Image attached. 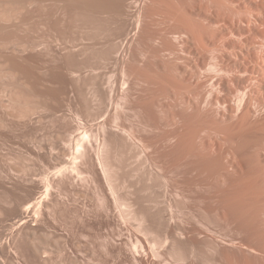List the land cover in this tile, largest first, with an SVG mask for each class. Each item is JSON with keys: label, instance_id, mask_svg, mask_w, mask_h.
I'll return each instance as SVG.
<instances>
[{"label": "rangeland", "instance_id": "374dc122", "mask_svg": "<svg viewBox=\"0 0 264 264\" xmlns=\"http://www.w3.org/2000/svg\"><path fill=\"white\" fill-rule=\"evenodd\" d=\"M131 240L264 264V0H0V264H134Z\"/></svg>", "mask_w": 264, "mask_h": 264}, {"label": "bare ground", "instance_id": "6f19581e", "mask_svg": "<svg viewBox=\"0 0 264 264\" xmlns=\"http://www.w3.org/2000/svg\"><path fill=\"white\" fill-rule=\"evenodd\" d=\"M173 27H174V26H173ZM173 27H172V28L170 27V28H171V31H172ZM190 31H191V30H190ZM188 32H189V31H188ZM188 32H187V33H188ZM181 33H183V32H181ZM184 33H185V32H184ZM187 33H185V34H187ZM185 34H184V35H185ZM188 34H189V33H188ZM190 35H193V34L190 33ZM182 36H183V35H182ZM185 36H187V35H185ZM188 37H189V36H188ZM191 37H193V36H191ZM194 37H195V36H194ZM185 39H186V37H185ZM182 42H183V41H182ZM183 43H184V42H183ZM181 44H182V43H181ZM184 44H185V43H184ZM182 46H183V44H182ZM186 46H187V45H186ZM183 47H185V46H183ZM182 49H184V48H182ZM172 52H174V49H173V51H171V53H172ZM174 53H176V52H174ZM190 67H191V66H190ZM192 69H194V68H192ZM193 71H195V70H193ZM193 71H192V73H193ZM193 74H194V73H193ZM195 76H196V75H195ZM188 77H190V76H188ZM192 77H194V75H193ZM195 78H196V77H195ZM187 79H188V78H187ZM189 79H190V78H189ZM189 79H188V81H189ZM183 80H184V78H183ZM190 80H191V79H190ZM198 81H199V80H198ZM192 85H193V84H192ZM192 85H191V86H192ZM197 85H198V82H197ZM199 85H200V84H199ZM199 85H198V86H199ZM204 85H205V83H203L202 86L204 87ZM188 86L191 87L190 85H188ZM188 86H187V87H188ZM193 86H195V85H193ZM202 86H200V87H202ZM212 86H214V85H212ZM189 87H188V88H189ZM196 87H197V86H196ZM198 88H199V87H198ZM196 89H197V88H196ZM196 89L194 88V92H196ZM200 89L203 91L204 88H203V89L200 88ZM179 91H181V90H179ZM197 92H201V91L199 90V91H197ZM203 92H204V91H203ZM203 92H202V94H203ZM206 92H207V91H206ZM178 93H179V92H178ZM186 93H187V92H186ZM192 93H193V92H192ZM181 94H182V93H181ZM196 94H197V93H196ZM198 94L201 95V93H198ZM204 94H206V93H204ZM177 95H178V94H177ZM179 95H180V94H179ZM179 95H178V97H182V96H179ZM200 95H199V96H200ZM209 95H210V93H209ZM209 95H208V96H209ZM244 95H245V94H244ZM201 96H202V95H201ZM201 96H200V97H201ZM205 96H207V95H205ZM205 96H204V97H205ZM243 98H244V96H243ZM238 99H239V98H238ZM240 99H241V97H240ZM240 99H239V100H240ZM242 101H244V100H242ZM242 101H240V102H242ZM217 103H218V102H217ZM241 105H242V103H241ZM241 105H239V107H240ZM174 107H175V106H174ZM237 107H238V106H237ZM176 111H177V110H175V112L173 111V112L175 113L174 116H176ZM178 112H179V109H178ZM179 114H180V113H179ZM181 114H182V113H181ZM181 114H180V115H181ZM165 122H166V121H165ZM167 123H168V122H167ZM167 123H166V124H167ZM166 124H165V125H166ZM156 125H157V126H158V125H162V126H163V124H156ZM169 125H170V124H169ZM102 126H103V125H102ZM102 126H101V127H102ZM104 126H105V125H104ZM104 126H103L102 128H104ZM157 126H156V127H157ZM166 126H167V125H166ZM176 126H177V125H176ZM153 127H154V126H153ZM156 127H155V128H156ZM158 127H160V126H158ZM105 128H106V127H105ZM124 128H126V127H124ZM173 128H174V127H173ZM122 129H123V128H122ZM175 129H176V128H175ZM177 129H178V128H177ZM105 130H106V129H105ZM125 130H126V129H125ZM131 130H132V129H131ZM171 130H172V129H171ZM173 130H174V129H173ZM173 130H172V131H173ZM123 131H124V130H123ZM127 131H128V130H127ZM129 131H130V130H129ZM132 131H133V130H132ZM175 131L177 132V130H175ZM124 132H125V131H124ZM152 132H153V131H152ZM173 132H174V131H173ZM154 133H155V132H154ZM159 133H160V132H159ZM169 133L171 134L172 132H169ZM124 134H128V133H124ZM130 134H131L130 136H132V133H130ZM155 134H156V133H155ZM155 134H154V135H155ZM157 134H158V132H157ZM157 134H156V135H157ZM176 134H177V133H176ZM176 134H175V132H174V137H175ZM168 135H169V134H168ZM171 135H172V137H173V134H171ZM127 136H129V135H127ZM163 136H164V135H163ZM151 137H152V136H151ZM153 137H155V136H153ZM164 137H165V136H164ZM172 137H171V138H172ZM156 138H158V136H157ZM158 139L161 140V139H162V136H160V138H158ZM158 139H157V142H158ZM172 139H173V138H172ZM150 140H151V142H152V139H150ZM154 140H156V139H154ZM154 140H153V141H154ZM104 141H105V140H104ZM147 142H148V140H147ZM154 142H155V141H154ZM161 142H162V141H161ZM100 144H101V143H100ZM150 144H152V143H150ZM154 145H155V144H154ZM157 145H158V143H157ZM160 145L162 146V144H160ZM203 145H204V144H203ZM203 145H202V146H203ZM101 146H102V145H101ZM101 146H100V147L98 146L99 148L97 149V157H96V158H98V163H99L100 168H101V169H99V171L101 170L100 172H101L102 174H104L105 177H104L103 175H102V176H103L104 178H106V179H104V180H106V182H108V186L110 187L109 189L111 190V194L116 195V193H117L116 191H117V190H116V187H114L115 185H114V183H113V179H112V175H111V168H110L109 165H108V162H109L110 160L106 163V161H107L106 159L108 158L107 156H105V157H106V159H105L106 161L104 160L102 154H103V151H104L106 148L103 149V148H104V147H103L104 144H103V146H102L103 148H102ZM105 146H107V145H105ZM147 146H148V145H147ZM156 147H159V146H156ZM203 147H204V146H203ZM146 148H147V147H146ZM152 148H153V146L151 147V149H152ZM82 149H83V148H82ZM82 149H80V150L82 151ZM84 149H85V150H84ZM84 149H83V150H84L85 152H84V151L81 152V151L79 150V152H80L81 154L84 152V153H85V154L83 153L84 155L82 154V156H81V154L78 152V153L80 154L79 157H81V159L84 158L83 156L87 155V152H86V151H87V148H84ZM149 149H150V148H149ZM153 151H154V150H153ZM156 151H157V150H156ZM104 152H105V151H104ZM156 153H158V152H156ZM202 153H203V152H202ZM202 153H201V154H202ZM104 154L106 155V153H104ZM204 154H205V153H204ZM205 155H206V154H205ZM87 156H88V155H87ZM201 156H202V155H201ZM203 157H204V156H203ZM204 158H205V157H204ZM86 159H87V158H86ZM192 162H193V161H192ZM198 162L201 163L200 161H198ZM93 163H94V162H92V164H93ZM195 163H196V162H195ZM110 164H111V163H110ZM187 164L189 165V162H188ZM190 164H191V163H190ZM201 164H202V163H201ZM201 164H200V165H201ZM93 165H96V164H93ZM163 165H164V164H163ZM163 165H162V166H163ZM168 165H169V164H167V167H169ZM97 166H98V165H97ZM165 166H166V165H165ZM165 166H164V168H165ZM191 166H192V165H191ZM202 166H203V164H202ZM205 166H206V165H205ZM76 167H77V166H76ZM113 167H114V166H113ZM170 167H171V166H170ZM170 167H169V168H170ZM175 167H176V166H175ZM178 167H179V166H178ZM179 168H180V167H179ZM179 168H178V170H179ZM182 168H183V166H182ZM185 168H186V167H185ZM191 168H193V167H191ZM191 168H190V169H191ZM196 168H197V167H196ZM196 168H195V169H196ZM200 168H201V167H200ZM200 168H199V169H200ZM203 168H204V167H203ZM67 169H68V171L70 170L68 167H67ZM72 169H73V168H72ZM76 169H77V168H76ZM76 169H74V170H76ZM171 169H172V167H171ZM175 169H176V168H174V170H175ZM180 169H181V168H180ZM190 169H189V170H190ZM63 170H65V169H63ZM196 170H198V168H197ZM201 170H202V168H201ZM203 170H204V169H203ZM65 171H67V170H65ZM71 171H73V170H70V172H71ZM92 171H93V170H92ZM192 171H193V169H192ZM192 171H191V172H192ZM60 172H61V171H60ZM166 172H168L167 169H166ZM169 172L172 173L171 170H170ZM185 172H187V171H185ZM194 172L197 173L196 171H194ZM198 172H199V171H198ZM203 172H204V171H202V172L200 171V173H203ZM62 173H64V172H61V174H62ZM174 173H175V171H174ZM174 173H173V174H174ZM183 173H184V172H183ZM64 174H65V173H64ZM168 174H169V173H168ZM187 174H188V173H187ZM187 174H186V175H187ZM193 174H194V173H193ZM205 174H207V173L205 172ZM94 175H95V174H94ZM96 175H97V171H96ZM113 175H114V174H113ZM175 175H176V174H175ZM175 175H174V176H175ZM177 175H178V174H177ZM179 175H180V174H179ZM183 175H184V174H183ZM188 175H189V174H188ZM188 175H187V176H188ZM195 175H196V174H195ZM202 175H204V173H203ZM90 176H91V175H90ZM90 176H89V179H90ZM181 176H182V174H181ZM192 176H193V175H192ZM204 176H206V175H204ZM204 176H203V180H204ZM176 177H177V176H176ZM182 177H183V176H182ZM190 177H191V176H190ZM194 177H195V176H194ZM194 177H193V178H194ZM198 177H200V176H198ZM96 178H97V177H96ZM96 178H95V179H96ZM178 178H179L180 180L185 179L184 177H183V179H181L180 177H178ZM191 178H192V177H191ZM193 178H192V179H193ZM92 179H93V178H92ZM95 179H94V180H95ZM188 179H189V178H188ZM188 179H186V181H187ZM195 179H196V178H195ZM83 180H84V179H83ZM85 180H87V179H85ZM173 180H174V179H173ZM189 180H190V179H189ZM198 180H200V179L198 178V179H196L195 181H197V183H198ZM201 180H202V179H201ZM201 180H200V181H201ZM191 181H192V180H191ZM195 181H194V182H195ZM177 182H178V180L176 181V184H177ZM179 182H180V181H179ZM189 182H190V181H189ZM189 182H186V184H188ZM194 182L192 181L193 184H194ZM183 183H184V182H181V184H183ZM190 183H191V182H190ZM176 184H175V185H176ZM177 185H178V187L180 186V184H177ZM191 186L194 187V185H192V184H191ZM181 187H182V185H181ZM184 187H186V186L184 185ZM188 187H189V185H188ZM193 187H192V188H193ZM182 188H183V187H182ZM192 188H189V189H192ZM183 190H184V188H183ZM183 190H181V191H183ZM186 190H187V189H186ZM192 191H193V190H192ZM184 192H185V191H184ZM189 192H190V191H189ZM186 193H187V192H186ZM195 193H196V192H195ZM187 194H188V193H187ZM187 194H186V197H187ZM190 194H191V193H190ZM190 194H189V195H190ZM192 195H193V194H192ZM184 196H185V195H184ZM101 197H102V199H101V198H100V199L103 201L104 204L101 203V202H102L101 200H100L99 203H100L101 205L105 206L106 203H107V202L105 203V201H106V200L104 199L105 197H103V196H101ZM114 197H115V199H114L113 196H112V198L114 199V200L112 199V200L114 201V202H113V206H114V203H116L115 206H119V207H117L116 209H118L117 212L120 213V218L123 219V218L126 217V218H125V221H126L127 218H128V219L131 218V217H128V216L131 215V214H129L130 211H129V213L127 214V212H126L127 209H126V208H124L125 210L123 209V207L126 206V203H124V202H126V201H122V200H123L122 198H121L122 200H120V197H118V195H116V196H114ZM188 198H189V197H188ZM28 200H30V198H29ZM124 200H125V199H124ZM38 201H39V199H38L37 202H36L35 197L32 198L29 202H27V203H28L27 205L25 204L26 206H24V212H25L26 214H27V213H30V212H32V211H35V212H36L35 209H37V208H39V206H41L40 203L42 204V202H41V200H40L38 207H37V208H34V207H35V204L38 203ZM127 203H128V202H127ZM101 205H100V207L103 208V206H101ZM109 206H110V205H109ZM129 206H130V204H129ZM107 207H108V206H107ZM130 207H131V206H130ZM170 207H171V206H170ZM105 208H106V206H105ZM33 209H34V210H33ZM40 209H41V208H40ZM40 209H38V210H40ZM99 209H100V208H99ZM107 209H108V208H106L105 210H107ZM119 209H121V211H119ZM38 210H37V212H38ZM105 210H104V212H105ZM109 210H110V209H109ZM128 210H129V208H128ZM40 211H41V210H40ZM40 211H39V212H40ZM131 211H132V210H131ZM37 212H36V214H37V216H38V213H37ZM106 212H108V210H107ZM134 212H135V211H134ZM108 213H109V212H108ZM131 213H132V212H131ZM39 214H41V212H40ZM109 214H110V213H109ZM134 214H135V213H134ZM35 216H36V215H35ZM106 216H107V215H106ZM108 216H109V215H108ZM136 216H137V214H136ZM118 217H119V214H118ZM120 218H119V219H120ZM155 218H157V216H155ZM108 219H109V218H108ZM108 219H106V220H108ZM100 220H101V219H100ZM110 220H111V219H110ZM102 221H103V220H102ZM102 221H101V222H102ZM123 221H124V220H122V222H123ZM138 221L140 222V220H139V219L137 220V224H138ZM86 222H87V221H86ZM110 222H111V221H110ZM107 223H108V222H107ZM140 223H142V222H140ZM81 224H82V223H81ZM83 224H84V223H83ZM87 224H88V223H87ZM125 224H127V223L125 222ZM163 224H164V223H163ZM84 225H85V224H84ZM139 225H140V224H139ZM141 225H142V224H141ZM159 225H161V223H160ZM164 225H165V224H164ZM92 226H93V225H92ZM86 227H87V226H86ZM138 227H139V226H138ZM84 228H85V227H84ZM140 228H141V227H140ZM143 228H144V227H143ZM169 228H174V227H169ZM86 229H87V228H86ZM88 229H90V228H88ZM144 229H145V228H144ZM167 229H168V227H167ZM167 229H166V230H167ZM239 229H240V228H239ZM168 230H171V229H168ZM188 230H189V229H188ZM79 231H80V230H79ZM89 231H90V230H89ZM147 231H148V230H147ZM147 231H146V232H147ZM174 231H175V228L173 229V232H174ZM184 231H187V230H184ZM193 231H194V232H193ZM84 232H86V230H84ZM166 232H168V231H166ZM187 232H188V231H187ZM191 232L195 233L194 235L196 236V232H197V231L195 232V230L192 229ZM200 232H201V231H200ZM74 233H75V231H74ZM79 233H80V232H79ZM170 233H171V232H170ZM201 233H203V232H201ZM147 234H148V233H147ZM167 234H168V233H167ZM167 234H166V235H167ZM186 234H187V233H186ZM188 234H189V233H188ZM191 234H192V233H191ZM197 234H198V233H197ZM129 235H130V234H129ZM192 235H193V234H192ZM203 235H204V233H203ZM85 236H86V235H85ZM85 236H84V237H85ZM173 236H174V234H173ZM185 236H186V235H185ZM188 236H189V235H187V237H188ZM190 236H191V235H190ZM190 236H189V237H190ZM129 237L131 238V236H129ZM165 237H166V236H165ZM167 237H168V235H167ZM167 237H166V238H167ZM171 237H172V235H171ZM171 237H170V238L168 237L169 240H168V238H167V239H166V238H163V239H164L163 242L165 241V243H167L166 241H168L169 243L171 242V243L173 244V242L176 241V240H175L176 238L173 239L174 241L172 242V238H171ZM191 237H192V236H191ZM193 237H194V236H193ZM194 238L196 239V237H194ZM194 238H192V240H193ZM201 238H202V235H201ZM132 239H134V238H132ZM158 239H159V237H158ZM165 239H166V240H165ZM170 239H171V241H170ZM134 240H135V239H134ZM134 240H133V241L131 240V242L134 243V242H135ZM139 240H140V239H137V241H139ZM161 240H162V239H161ZM161 240H155V241H158V242L156 243V242L153 241L154 243H152V245H151V243L149 244V245L151 246V247H150L151 250H152L151 252H153V255L155 256V257H154V260H155L156 257H161V256H162V259L164 258V257H163V254L160 253L159 250H157L158 245H159L160 247L162 246V245L158 244V243H161ZM189 240H191V238H189ZM189 240H188V241H189ZM192 240H191V241H192ZM196 240H197V239H196ZM202 240H203V239H202ZM204 240H205V239H204ZM125 241H126V240H125ZM140 241H141V240H140ZM140 241H139V242H140ZM159 241H160V242H159ZM186 241H187V240H186ZM120 242H121V241H120ZM127 242H129V240H128ZM131 242H130V243H131ZM163 242H162V244H163ZM177 242H178V240H177ZM179 242H181V241L179 240ZM184 242H185V241H184ZM189 242H190V241H189ZM189 242H188V243H189ZM195 242H196V241H195ZM123 243H124V242H123ZM133 243H132V246H129V245H128V247H129L130 249H131V247H133L132 249H134V251H133L134 253H130V255H127L126 257L132 259L133 262L135 261L136 264H140V263H142L143 260L146 262L144 254H143L144 259L141 258L142 261L140 260V257L138 258V256H140L142 253L139 252L140 254H139V255L137 254V249H138V251H141V250H139L140 247H143V248H144L145 245H142V246L140 245V247H139L138 245H136L135 243L133 244ZM141 243H142V242H140V244H141ZM169 243H167V244H169ZM171 243H170V245H171ZM186 243H187V242H185V244H186ZM196 243H197V242H196ZM106 244H107V243H106ZM121 244H122V243H121ZM125 244L127 245V243H125ZM143 244H144V243H143ZM167 244H166V245H167ZM177 244H180V243H177ZM181 244H182V243H181ZM181 244H180V245H181ZM183 244H184V243H183ZM201 244H202V243H201ZM156 245H157V246H156ZM166 245H163L162 248L165 247ZM192 245H193V244H192ZM109 246H110V245H109ZM263 246H264V245H263ZM119 247H120V246H119ZM123 247H124V246H123ZM126 247H127V246H126ZM126 247H124V248H125V249H129L128 247H127V248H126ZM137 247H138V248H137ZM72 248H73V246H72ZM104 248H105L106 250H109V248H111V246L108 248V245H105ZM166 248H167V247H165L164 249H166ZM121 249H122V248H120L119 250H121ZM125 249H124V251H126ZM132 249H131V252H132ZM141 249H142V248H141ZM159 249H160V248H159ZM167 249H168V248H167ZM263 249H264V248H263ZM44 250H45V249H44ZM74 250H75V249H74ZM74 250H73V251H74ZM106 250H105V251H106ZM122 250H123V249H122ZM143 250H144V249H143ZM76 251H78V250H75L74 252H76ZM110 251H111V250H110ZM128 251H129V250H127V254H129V252H130V251H129V252H128ZM262 251H263L262 253H263V255H264V250H262ZM43 252H46V251H43ZM144 252H145V251H144ZM151 252L149 251L148 253H150V254H149V255H150V259L152 260V258H153L152 256H153V255H151V254H152ZM120 253H121V251H120ZM124 253H125V252H124ZM145 253H147V252H145ZM148 253H147V255H148ZM108 254H109V253H108ZM108 254H107V256H108ZM125 254H126V253H125ZM45 255H46V254H45ZM74 255H75V254H74ZM145 255H146V254H145ZM261 255H262V254H261ZM141 256H142V255H141ZM143 256H142V257H143ZM146 257H148V256H146ZM263 257H264V256H263ZM148 258H149V257H148ZM179 258H180V257H179ZM130 259H129V260H130ZM146 259H147V258H146ZM158 259H159V264H161V263H162V262H161L162 259H161V258H158ZM158 259H156L155 261H157ZM160 260H161V261H160ZM165 260H166V259H165ZM183 260H184V259H183ZM183 260H180V259H179V261H181L182 264H185V263L183 262ZM144 261H143V262H144ZM147 261H148V260H147ZM152 261H153V260H152ZM166 261H167V260H166ZM166 261H165V264H167V262H169V261H167V262H166ZM130 262H131V260H130ZM135 262H134V264H135ZM138 262H139V263H138ZM145 262H144V264H145ZM150 262H151V261H150ZM155 263H156V262H155ZM155 263H153V264H155ZM157 263H158V262H157ZM169 263H170V262H169ZM147 264H149V262H147ZM150 264H151V263H150ZM176 264H178V263H176Z\"/></svg>", "mask_w": 264, "mask_h": 264}]
</instances>
